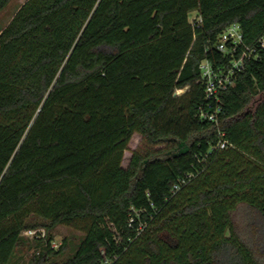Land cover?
Masks as SVG:
<instances>
[{"label":"trees","instance_id":"16d2710c","mask_svg":"<svg viewBox=\"0 0 264 264\" xmlns=\"http://www.w3.org/2000/svg\"><path fill=\"white\" fill-rule=\"evenodd\" d=\"M234 23L255 46L264 0L19 8L0 32V264L31 216L84 231L58 264H264V48L221 93L219 125L199 115L218 105L201 62L228 61L216 45ZM135 135L144 148L125 163ZM242 210L255 245L237 231ZM50 241L38 264L62 252Z\"/></svg>","mask_w":264,"mask_h":264},{"label":"rangeland","instance_id":"374dc122","mask_svg":"<svg viewBox=\"0 0 264 264\" xmlns=\"http://www.w3.org/2000/svg\"><path fill=\"white\" fill-rule=\"evenodd\" d=\"M26 1L27 0H9V4L6 8L0 12V32L11 22L19 8ZM195 16L196 13L192 12L190 19H194ZM186 90V88L179 89L175 93L179 96L184 94ZM263 97L264 94L259 95L255 102L260 101ZM143 148L144 143L142 142V138L139 135H135L130 143L125 163L128 162V158L132 150ZM251 218H253V214L249 215L247 210H242L235 213L234 222L237 231L243 239L250 243V245H255L256 231L251 230ZM29 223L38 224V226L28 228L23 231L22 235L24 237V242L19 245L16 250L13 258L14 264H38L37 259L41 252L46 251V246L48 245L50 237V247L52 250L59 252L63 246L64 248L62 249V252L50 255L48 257L47 264L61 263L73 254L79 242L84 237V231L73 226L59 224L52 229H48L43 225L47 223V220L37 216H31L29 218Z\"/></svg>","mask_w":264,"mask_h":264},{"label":"built area","instance_id":"2783aa9c","mask_svg":"<svg viewBox=\"0 0 264 264\" xmlns=\"http://www.w3.org/2000/svg\"><path fill=\"white\" fill-rule=\"evenodd\" d=\"M198 21L200 22L201 19ZM216 46L220 52L229 56L228 61L215 67L210 61L203 60L200 69L204 80L206 98L215 100L218 105L212 111L201 109L199 115L202 119H208L218 126V115L222 111L219 104L221 93L235 84L238 74L245 69L247 61L260 58L259 50L264 48V38L259 40L255 46L247 45L241 25L234 23L220 34ZM219 135L220 138L216 147L222 149L228 147L229 143L225 139V132L220 131ZM178 188L179 185H176L175 189Z\"/></svg>","mask_w":264,"mask_h":264},{"label":"water","instance_id":"95a60500","mask_svg":"<svg viewBox=\"0 0 264 264\" xmlns=\"http://www.w3.org/2000/svg\"><path fill=\"white\" fill-rule=\"evenodd\" d=\"M176 94V93H175Z\"/></svg>","mask_w":264,"mask_h":264}]
</instances>
